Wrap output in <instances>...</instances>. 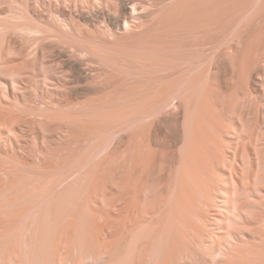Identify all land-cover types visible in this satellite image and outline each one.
Returning <instances> with one entry per match:
<instances>
[{
    "label": "rangeland",
    "instance_id": "obj_1",
    "mask_svg": "<svg viewBox=\"0 0 264 264\" xmlns=\"http://www.w3.org/2000/svg\"><path fill=\"white\" fill-rule=\"evenodd\" d=\"M14 1L0 0V23L3 24L6 21L7 23L4 24L8 25H6L8 27H5L6 29L3 28L4 25H0V51L5 50L4 54L7 53L5 55L12 60L13 55L15 58L19 55L18 58L31 62L35 58V51L38 46L34 38L22 37L13 30L11 24L16 8ZM184 1L145 0L147 4L145 10L147 11L145 12L144 21L148 22L146 26H156L158 24L157 26H162L167 30L163 39L168 40L163 41L173 47V50H175L174 48L178 49L177 57L181 56L179 54L180 50L187 48L195 50L191 53L194 52L195 58H201L200 60L204 62L207 88L203 92V96L201 95L203 99L199 98L197 104L199 101L201 102L196 105V108L193 106L188 108V106L180 104L164 108L156 123L152 125L153 128H149V126L147 127L149 129L146 128L145 131H142L141 141H137L140 144L143 141L141 144L143 149L145 146V149L142 150L144 152H141L142 155L140 154L142 157H140V163L142 161L143 168L140 170L141 164L139 163L140 166L138 165V167L140 168L139 170L135 169L137 170L135 172L140 171V175L138 176L139 173L134 172V175L136 174L133 175L134 183L131 182L128 186L126 179L131 167L127 165L128 151L126 149L129 141L127 133L126 135L125 133H119L109 136L107 139L106 129L96 127L97 132H101V134L98 132L100 135L107 136L106 140L102 137L101 139L110 142V149H112L107 152L97 151L91 155L90 147L97 144V140L100 141L95 137L98 134L96 130L94 132L96 139L94 140L93 135L90 137L84 134L82 130H74L66 124L48 126L45 130L39 129L40 127L34 124H28L25 127L23 124L22 128L25 130H21L24 135L19 139L16 157L30 167L16 173L18 176L27 178L28 184L27 186V184L20 183L18 195L23 196L30 189L29 191L42 194L45 201L41 202L37 197L36 200L34 196H28L25 200H20L17 204L11 206L18 213L10 214L0 211L1 227L6 225L9 230L5 229L6 226L4 227L5 230L0 229L4 230V233L7 230L10 234L13 233L9 242L5 244L1 239L4 233L0 230V264H39L42 261H44V264H60L65 258L62 253H69V251L71 253L72 250V255H69H74L75 260L66 263L94 264L92 256L89 255L93 246L97 251L99 249L98 252L105 257L114 253L115 261L112 264H153L149 258L155 249L149 240L150 238L157 239L159 236H156L158 234L155 233V229L151 230L154 227L153 225L158 227L161 224L164 217L161 214H165V209H168L166 201L170 198H176L174 188L177 182V172L181 169L182 155L180 153H182L181 149L184 145L183 142H185L183 122L187 111H192L190 123L191 126L193 125L192 132L197 136L192 139L191 143L189 141L187 147L192 148V152L188 153L186 158L198 167L196 164L200 163L198 159L201 156L199 154L202 155L204 146L207 145L206 147H208L209 145L207 150L209 152L208 160V153H206L207 156L203 155L204 157H202L206 160L202 161L201 166L206 162L203 167L206 169H204V172L207 174L204 173L203 179L207 180L205 185L212 194L213 201L195 192L184 195L186 201L182 202V206L185 212L183 213L185 214V223L182 226L184 227L183 230L180 229L179 231L182 238L177 242L175 241V245L170 244L172 247L168 246L170 250L168 256L170 257L168 261H164H167V264H219L215 255H211V246L207 241L213 234L212 230L202 222L201 215L211 218V221L216 225L214 236L217 240H232L231 237L220 235L221 229L218 224L221 221L217 216L220 209L215 204L218 200L217 195L223 194L221 189H223L222 185H224L226 174L222 170L224 168H226L229 176L235 173L239 174L242 178V186H245V189L241 186L239 196L242 215L238 217V222L232 227L243 237V244H257L264 249V231L262 232L264 230V215L261 214L263 213L262 209L258 208H264L262 206L264 205V0H206L204 3V7H206L204 8V12H206L204 15L206 16L203 15L205 21H203V25L205 27L203 26L202 35L193 32L194 29L196 31L194 26L197 19L196 12L193 10L188 11L186 8L187 14L184 5H182ZM186 1L185 6H191L192 2L190 3V0ZM181 5L184 8L183 10L186 11H182L185 15L182 12H180L182 15L179 13L178 9L181 8ZM32 13L36 21L58 26V23L50 17L47 7L43 3L34 6ZM170 16L172 17L170 18ZM186 16H191V18L188 20ZM168 17L170 19L167 20ZM193 26L194 29H190ZM170 27L172 28L170 29ZM183 30L185 32L182 35ZM171 36L175 37L172 38ZM169 38L174 41H170ZM4 45H6V48ZM197 47H201V49ZM203 52L204 57L202 56ZM40 61L43 62V67L50 74L53 73L56 76L63 77V79L65 76L67 78V74H64L61 70L56 53L47 44L40 45ZM90 66H86L87 72H91L94 67V65ZM257 68H262L263 72H259ZM181 72V68H178L176 77H179ZM65 79L63 83L68 82V79ZM33 82L35 83V80ZM63 88L65 90L62 89V92L54 97L55 104L59 105L58 108L62 106L61 109H67L65 110L67 113L70 110L72 114L79 112L80 110H77L83 106L78 108V105L88 97L75 96L70 93L68 87ZM103 95H93L92 97H103ZM27 98L32 107L38 109L41 105V96L40 94L36 96L34 89L30 90ZM67 102L68 104H66ZM74 108L76 109L74 110ZM211 113L215 114V117ZM209 116L213 117L214 121H219L220 124L218 123V125H222V127H218L216 122L214 124L216 126L210 123L212 118L210 120ZM29 119L34 120L35 118L31 117ZM240 124H244L246 130H244L243 136L236 137L235 132L237 131L235 130L239 128L238 125ZM104 131L105 133H103ZM11 134L13 135V133ZM250 136L254 138L252 137V139ZM203 144L205 145L203 146ZM193 145L197 146L195 149H203V152L198 149H196L198 151L196 152ZM5 150L3 147L0 149L3 155L4 153L6 155ZM239 152L243 153V159L247 161V165L240 160L241 157H235L236 153ZM45 160H49L50 163L54 161L53 164L58 167L55 166L56 169L53 170L51 168L41 169L48 162ZM255 160L257 163V167L254 169L255 177L249 179V174L253 173ZM125 165L128 167L126 168ZM125 169H128L126 174H124ZM87 175L91 179H88ZM78 177L80 179L84 178L83 180H87L89 184L86 186L85 181L80 182L81 180H78ZM11 179L13 180V174L0 170V193L3 191L1 189L4 186L6 189L13 183ZM130 185H137L136 187L140 185L141 187L137 189ZM11 189L8 192L6 191L7 194L5 195L0 194L1 205H8L9 198L13 197V189ZM128 209L130 213H128ZM161 216L162 218H160ZM131 223H136L135 226L138 223L145 226L143 229L145 240L137 244V246L140 244L139 248H142L143 252L138 248L141 254L138 257L136 256L135 263L130 259L125 261L127 258L126 248H124L127 243V239H125L127 237L125 236H127ZM150 225L153 226L152 229ZM69 230H72L73 233ZM66 233L68 235H65ZM147 241L151 243V246ZM71 244L75 247H72ZM58 247L60 250H57ZM104 248L109 250L107 251ZM146 253L147 255H145ZM12 257L16 260L13 258L14 261H11L10 258ZM143 259L147 262H144Z\"/></svg>",
    "mask_w": 264,
    "mask_h": 264
},
{
    "label": "bare ground",
    "instance_id": "obj_2",
    "mask_svg": "<svg viewBox=\"0 0 264 264\" xmlns=\"http://www.w3.org/2000/svg\"><path fill=\"white\" fill-rule=\"evenodd\" d=\"M14 2L16 8L14 9L12 17L13 23L11 24L13 25V30L22 37L34 38L38 47L35 51V58L31 62L23 58H18L19 55L17 58H15L13 55L12 60L6 56L7 53H5L6 55L4 54L5 50L0 51V149L2 147L3 149H6V155L5 153L3 155L0 151V170L2 172L4 171L5 173L13 174V180L11 179L13 183L10 182L11 185H9L6 189L5 186L4 188L2 187L3 189H1V191L3 190L1 193L5 195L7 194L6 191H10V189L12 188L13 197L9 198L8 205L0 204V211H4L5 213L7 212L10 214L18 213V211L11 208V206L17 204V202H19L20 200H25L26 198H28V196H34L36 200L38 198V200L41 202L45 201L42 194L35 193L34 191H29L30 189L25 192L23 196L18 195L20 191V183L26 185L27 178L20 175L18 176V174L16 173H18L19 171H24L30 167L27 163L21 161L16 157L18 151L17 145L20 142L19 139L24 135V133H22V130H25L22 128L23 124L24 127L28 124H34L35 126H39V129L42 130H45L48 126L66 124L71 126L74 130H82L84 134H87L90 137H92V135L94 137V132L97 129L96 127H98L106 129V133L108 134V137L106 136L107 139L109 138V136H113L119 133H125L126 135L127 133L129 136V141L126 149L128 151V164H126L131 167L129 168L131 170L129 171V173H127L128 178L126 180L128 183L127 186L131 184V182L133 184V178L136 175H134V172L139 170L140 167H138V165L140 166V164L142 163V161L140 163V154L142 150L145 149V146L144 149L142 148L143 146H141L143 141L141 142V144L137 141H141L142 131L144 129L146 130V128L149 126V128H151L152 125L156 123L157 119L160 117L159 115L162 109L164 108L178 104L188 106V108L192 106L196 108V105L201 102L199 101V103L197 104L198 99L202 98L201 95L203 96V92L207 88L205 71L206 68L204 67V62L200 60L201 58H195L196 56L193 55L194 52L191 53L195 50H189L187 48L180 50L179 54L181 56H179L180 58L177 57V52H179L177 51L178 49L176 50V48H174L175 50H173V47H170L169 45H167V43H164V41L168 40L163 39L165 37V33H167V30L165 28H162V26H157L158 24H156V26H146V24L148 25V22L144 21L146 15L145 12L147 11L145 10L147 6L145 0H15ZM185 2L187 1L185 0L184 3L182 2L183 4L181 3L182 5H184L183 7L185 9L187 8L188 11H195L197 16L195 22L193 21L196 31L194 29V26L190 29H194L193 32H197L198 34L200 33V35H202L201 33L204 31L203 23L205 22L203 20V17L206 16L204 15V13H206L204 12V8H206L204 7V3L206 2V0H190V3L192 2L191 6L188 4L189 6L187 7L185 6ZM38 3H43L44 5H46L50 17H52V19L58 23V26H53L50 23L46 24L36 21L32 13V8ZM182 5L181 8H177L179 10V13L182 11H187V9L186 11L183 10L184 8L182 7ZM180 9L182 10L180 11ZM184 12H182V14H184ZM191 16L186 17L189 20ZM171 17L172 16H170V18ZM178 17L180 18V16ZM170 18L168 17L167 20ZM4 23H0V25H4V29L8 28L6 27L7 24L5 25ZM171 28L172 27H170V29ZM172 31L173 29L171 30V32ZM184 32L185 31L183 30L182 35L184 34ZM191 34L193 33L191 32ZM42 44H47L48 47H50L56 53L57 60L59 61L58 63L61 67L62 72H64V74H67V78L65 76L64 79H68V82L63 83V77L56 76L53 73L50 74V72H48L43 67L44 64L40 61V45ZM4 46L6 48V45ZM197 48L201 49V47ZM174 51H176V53H174ZM196 51L198 52V50ZM203 54L204 52L202 53V56ZM87 65H94L91 72H87ZM178 68H181L182 72L180 73L181 75L179 77H176V70ZM261 69H258L259 72H263V70ZM33 80H35V83L33 82ZM63 87H68L70 93H73L75 96L77 95L84 96L86 98L88 97L85 101H79L80 104H83L78 105V108L79 106H83L82 108L80 107L81 109L77 110H80L79 112L74 111L75 113L72 114L70 113V110L69 114L67 113V111H65L67 109H61L62 106L58 108L59 105L55 104L54 97L62 92L61 90L64 89ZM31 89H34V91L36 92V96H39V94L41 96L42 101L38 109L32 107L28 102L27 96ZM99 94L104 95L103 97H92L93 95ZM68 102L66 104H68ZM71 103L69 104L71 105ZM208 107L211 108L210 106ZM75 109L76 108H74V110ZM191 112L192 111L186 112L185 121L183 122L185 142H183L184 145L181 149L182 153H180L182 155H180L182 157V163H180L181 169H179V172H177V182L175 183L174 188V194L176 198H170L166 201V206H168V209H165V214H161L164 215L163 218L162 216L160 217L162 218L161 224H159L158 227H155L156 225H153L155 228L150 225L151 229L153 227L151 231L155 229V233L157 232L158 234L155 235L159 236V238L157 239H148L150 242H152V246L155 249L154 252L151 253V256L149 255V260L152 261L153 264H167V261L170 257L168 256L170 255L168 246L170 244L175 245L177 240H181L182 238L179 231L180 229L184 228L182 226H184L183 224L185 223V214H183L185 212L184 207L182 206V202L186 201V196L184 195L189 194L190 192H195L199 195L204 196L208 200L213 201V196L205 185L207 180L205 178L204 179L206 181L203 179L205 173L204 171L206 170L203 166H205L206 162L203 166H201L204 162L203 160L205 159H202V157H204L203 155H205L206 153H208V156L205 155L207 156L208 160L209 152L207 150L209 149V145L208 147H206L207 145L203 144V146L205 145V148H203L204 152L202 151L203 149L196 148L200 150V152H203L202 155L201 153H198L199 156H201L200 158L198 157L200 163L196 164L198 167H196L195 164L190 163L186 158L188 156V153L192 152V148H188L187 145L189 141L191 143L193 141L192 139L197 136L194 132H192L193 125L191 126L190 123V118L192 116ZM212 112L214 113V111ZM211 115L215 117V114L211 113ZM31 117L35 119H29ZM218 117L216 118L218 119ZM209 119L212 121H210V123H213V125L217 123L216 125L218 127H222V125H218L219 121H214L213 117H210ZM244 124L238 125L239 128L237 129L235 128V131H237L235 132L236 137L243 136L244 130H246ZM11 133H13V135ZM99 133L101 134V132ZM99 133L96 134L97 136L95 137L97 139H100V141L97 140V144H89L90 146L92 145V147H90L91 155L97 151L107 152L110 149V142L103 141L106 137H103L104 135L102 136ZM103 133H105V131ZM95 137L94 140L96 139ZM101 137L104 139L102 140ZM250 137L252 138L253 136ZM193 146L194 149L195 147H197L196 145ZM195 154L197 155V153ZM235 157H241L240 160H242V162L247 165V161L243 159V153H236ZM45 161L48 162H46L45 165L41 167V169H56L55 166L57 165L53 164L55 163L53 160V163H50L49 160ZM256 167L257 163L255 160L253 163V173L249 174V179L255 177L254 169ZM142 168L143 167L141 164L140 170H142ZM125 170L126 171H124V174L128 172V169ZM222 170L224 173H226L224 177V185H222L223 189L220 188L221 190H223V194L217 195L218 200H216V203H214L220 209L217 213V216L221 221L220 224H218L219 228L221 229L220 235L223 234V236L231 237L232 240H217V238H215L214 236V233H216V225L211 221V218L201 215L202 222L207 227H209L213 233L211 234L212 236L209 239L207 238V241L210 244L212 250L211 255H215L219 264H264V249L257 244H243V237H241L237 233L236 229L232 227V225L238 222V217L242 215V206L239 199L240 188L242 186V178L239 174L236 173L232 174L231 176L227 175L226 168ZM135 173H139L138 176L140 175V171ZM206 174L207 173H205V175ZM87 176L89 177L88 179H91L89 175ZM83 179L79 178L78 180H81L80 182L82 183L83 181H85L84 184L87 186L89 184L87 183L88 181ZM140 185L139 187H141ZM130 186H134V188L137 189L139 188L136 187L137 185ZM242 187L243 189H245V186ZM262 206L264 207V205ZM258 208L262 209L263 213L261 214L263 216L264 208ZM128 213H130L129 209ZM130 218L133 219V217ZM1 224L0 228L4 229L6 225L1 227ZM132 224L133 223H131L130 225V229L128 228V232L126 234L127 236H125L127 237L125 238L127 239V243H124L126 245V247L124 248H126L125 251L127 254H125L127 256L125 261L130 259V261H134L135 263V259L139 256V254H141L140 252H143V250H141L142 248H139L140 244L138 246L137 244L140 243V241L145 240V236L143 234V229L145 228V226L143 224L140 225V223H138L139 226L138 224L137 226H135L136 223L133 225ZM5 229H8V226H6ZM4 230H2V233H4ZM8 230L3 234V236L1 235V239L5 242V244L9 242L10 236L13 235V233L10 234ZM263 231L264 230H262V232ZM69 232L73 233L72 230H69ZM65 235L68 234L66 233ZM120 241L122 242V240ZM149 241L147 242L150 245L151 243H149ZM171 245L170 247H172ZM107 246L109 245L107 244ZM72 247L75 246L73 245ZM138 248L141 251H139ZM57 250H60L59 247ZM106 250L108 251L109 249ZM90 251L91 253L88 254L92 256L94 264H112L115 261V256L113 255L114 250L112 251L113 254H109L108 257L101 255L100 252H98L99 249L97 251L94 246ZM64 253H62L65 256V258L63 259L64 261H60V264H68L66 263L68 261L74 262V255L70 256V251L69 253ZM145 255H147V253ZM145 257L147 258V256ZM166 257L167 259H165ZM13 258L14 257L10 258V260H16L15 258L13 260ZM26 262L29 263L27 260ZM144 262L147 261L144 260ZM40 263L44 264V261Z\"/></svg>",
    "mask_w": 264,
    "mask_h": 264
}]
</instances>
